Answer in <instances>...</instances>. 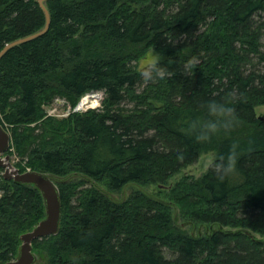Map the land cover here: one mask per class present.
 I'll return each instance as SVG.
<instances>
[{
	"label": "trees",
	"instance_id": "1",
	"mask_svg": "<svg viewBox=\"0 0 264 264\" xmlns=\"http://www.w3.org/2000/svg\"><path fill=\"white\" fill-rule=\"evenodd\" d=\"M47 33L0 59V123L15 167L79 178L59 184L57 235L34 242L43 264H264V0H51ZM35 0H0V51L40 30ZM154 59V60H153ZM152 60L148 77L140 63ZM92 92L102 107L66 119ZM228 101L235 126L211 142L185 132L201 102ZM239 144L223 180L215 164ZM200 178L178 176L204 153ZM17 159V161H16ZM0 264L45 217L40 191L3 178ZM188 227V228H187ZM37 255V253H36ZM38 257V256H37Z\"/></svg>",
	"mask_w": 264,
	"mask_h": 264
},
{
	"label": "water",
	"instance_id": "2",
	"mask_svg": "<svg viewBox=\"0 0 264 264\" xmlns=\"http://www.w3.org/2000/svg\"><path fill=\"white\" fill-rule=\"evenodd\" d=\"M45 17L44 26L35 33L17 39L7 44L0 51V59L12 48L20 46L21 44L35 40L48 32L51 24V14L48 8V2L51 0H35ZM263 119V117H261ZM12 137L9 131L0 123V169H3V178L6 180H14L17 183L32 185L36 187L44 201L45 217L33 228V230L23 234L20 239L22 244L19 247L18 255L14 260L8 261L4 264H38V257L33 251V244L37 240L48 238L57 235L60 231L62 221V205L61 196L58 185L69 182L72 179L79 178L87 181L95 186L99 191L108 196L112 200H117L115 197L100 187L92 178L82 173H71L65 177H57L49 173H42L32 170H27L21 173L18 169L14 168L10 161L11 156L7 154L10 149ZM6 154V155H5ZM5 155V156H3ZM128 187H136L145 194L152 196L146 189L135 185L129 184L122 190L121 199H125V192Z\"/></svg>",
	"mask_w": 264,
	"mask_h": 264
},
{
	"label": "clouds",
	"instance_id": "3",
	"mask_svg": "<svg viewBox=\"0 0 264 264\" xmlns=\"http://www.w3.org/2000/svg\"><path fill=\"white\" fill-rule=\"evenodd\" d=\"M234 108L228 101L208 99L190 114L185 122V132L198 142H211L217 134L229 133L235 126ZM239 144L234 142L225 156L215 164L219 179L223 180L236 166Z\"/></svg>",
	"mask_w": 264,
	"mask_h": 264
},
{
	"label": "rangeland",
	"instance_id": "4",
	"mask_svg": "<svg viewBox=\"0 0 264 264\" xmlns=\"http://www.w3.org/2000/svg\"><path fill=\"white\" fill-rule=\"evenodd\" d=\"M152 63H153L152 60H150V62H148V63H140V68L144 67V69H145V74H144L145 77L149 76L150 69L152 68ZM102 95H103V98L101 99L99 105H97L98 102H95V99L89 98V99H87L88 103L85 104L84 106H82L80 109H78L76 111L75 109L78 107V105L80 103H82L83 100L86 98L87 95H85L84 97H82L80 99L79 103L75 107H71L66 102V100H64V99H57L53 103L45 105L44 106V111L46 113V117H52V118H56V119H66L73 113L82 114V113H85V112H87L89 110H94V109L101 108L102 107V102H103V99H104V94H102ZM58 101H60V102H58ZM255 113H256V115L258 117H260V118L263 117V119H264V105L257 107L255 109ZM9 151H10V149H9ZM9 151L7 152V154H9ZM5 155H3V156H5ZM214 160H215V152L204 153V154H202L200 156V158H199V160H198V162L196 164H194V165L188 167L187 169H185L178 176V178L183 176V175H193L196 178H200L201 176H203L204 173H206L208 171V169L211 167V165H213ZM10 161L12 162V165L14 166V168H16L15 165H14L15 164L14 157H11ZM16 161H17V159H16ZM133 188H136V187H133ZM136 189H138V188H136ZM146 190L149 193H151V194L155 193V188L154 187H148ZM132 191L133 190L130 187H128L126 189V192H125V198L127 196H129ZM114 197L117 200L121 199V195H119V194H115ZM36 253H37V256H38V264H43L44 262L40 261V259H39L41 254L39 252H36Z\"/></svg>",
	"mask_w": 264,
	"mask_h": 264
},
{
	"label": "built area",
	"instance_id": "5",
	"mask_svg": "<svg viewBox=\"0 0 264 264\" xmlns=\"http://www.w3.org/2000/svg\"><path fill=\"white\" fill-rule=\"evenodd\" d=\"M102 94H103V93H100V92H97V93H91V94H89V95L86 96V98L83 100V102L86 101L85 104H87V103H88L87 99L91 98V99H95V102H98L97 105H99L101 99L103 98V95H102ZM83 102H82V103H83ZM82 103H80V104L78 105V107L75 109L76 111H77L78 109L81 108L80 105H81ZM85 104H83V106H84ZM97 105H96V106H97ZM79 107H80V108H79Z\"/></svg>",
	"mask_w": 264,
	"mask_h": 264
},
{
	"label": "bare ground",
	"instance_id": "6",
	"mask_svg": "<svg viewBox=\"0 0 264 264\" xmlns=\"http://www.w3.org/2000/svg\"><path fill=\"white\" fill-rule=\"evenodd\" d=\"M83 104H85V101H84V102H83V103L80 105V107H82V106H83ZM80 107H79V108H80Z\"/></svg>",
	"mask_w": 264,
	"mask_h": 264
}]
</instances>
